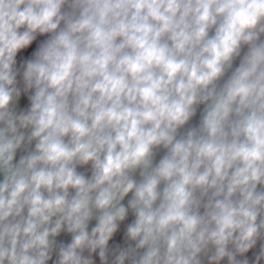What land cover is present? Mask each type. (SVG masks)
<instances>
[{
    "label": "clouds",
    "instance_id": "9594fccd",
    "mask_svg": "<svg viewBox=\"0 0 264 264\" xmlns=\"http://www.w3.org/2000/svg\"><path fill=\"white\" fill-rule=\"evenodd\" d=\"M0 264H264V0H0Z\"/></svg>",
    "mask_w": 264,
    "mask_h": 264
}]
</instances>
